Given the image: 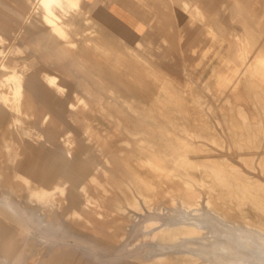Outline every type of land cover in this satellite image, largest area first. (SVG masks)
<instances>
[{
	"label": "rangeland",
	"instance_id": "rangeland-1",
	"mask_svg": "<svg viewBox=\"0 0 264 264\" xmlns=\"http://www.w3.org/2000/svg\"><path fill=\"white\" fill-rule=\"evenodd\" d=\"M151 1L155 6L144 16L151 20L143 37L101 8L93 14L83 0L65 39L35 11L36 0H4L0 92L11 91L2 79L16 67L25 77V98L22 110L0 99V166L7 182L19 164L35 183L52 187L68 180V186L65 193L53 194L45 211L21 178L13 180L16 191L9 199L16 209L0 210V264H6L5 258L8 264H139V259L160 252L151 239L136 241L142 225L151 216L179 220L185 210L168 213L157 204L151 210L143 204L142 210L127 214V235L120 241L113 238L115 226L124 220L113 211V178L140 174L156 184L166 177L165 170L147 161L149 152L138 146L135 130H146L166 149L183 141L170 123L187 122L195 135L188 151L194 161L229 160L264 185V131L246 132L238 113L243 108L252 123L264 118V61L256 59L264 49V0ZM45 73L58 75L63 88L49 85ZM26 99L31 100L29 107ZM214 138L223 147L211 142ZM237 143L244 147H235ZM209 146L211 150L203 149ZM11 154L16 155L15 163ZM0 198L6 202L8 194ZM259 201L246 200L244 216L264 218ZM47 215L51 224L30 220V233L17 227L18 218ZM2 218H17L16 224ZM210 235L220 236L218 231ZM189 240L196 243L190 250L197 252L200 238L166 245V250H187L183 245ZM256 245L259 257L264 243L258 238Z\"/></svg>",
	"mask_w": 264,
	"mask_h": 264
},
{
	"label": "bare ground",
	"instance_id": "bare-ground-1",
	"mask_svg": "<svg viewBox=\"0 0 264 264\" xmlns=\"http://www.w3.org/2000/svg\"><path fill=\"white\" fill-rule=\"evenodd\" d=\"M36 1L37 4L35 11H40L42 20L51 28V30H53V32L58 34L61 38L66 39L69 36L70 29L72 27V23L69 20L72 18L73 12H76L82 8V0ZM4 38L5 37L0 34V39ZM71 43H74V41ZM122 64L124 65V63ZM9 66L10 65L5 62L3 63L4 69H8ZM45 79L49 85L63 88L59 83L58 75L45 74ZM2 81L5 85H8L11 88V92L1 91L0 99L10 104L12 103V105L15 103L17 108L22 110V102L25 98L24 75L21 74L16 67H13L11 71L4 75ZM99 100V103H102L100 98ZM260 106L262 107V111H264V105ZM104 111L107 112L108 110ZM163 113L165 114V112ZM238 113L246 126V132L254 134L259 131H264V118L260 120L259 123H257L258 128H255V124L250 121L249 115L246 111H241L239 109ZM179 114L180 113H178V115ZM180 116L181 114L179 117ZM116 117H114V119ZM47 118H49V114ZM175 119H177V117ZM120 122L122 121L120 120L119 123ZM186 123H177L176 121L170 123L176 130L180 132L181 140L183 141L179 146L174 145L175 141L172 145L171 142L174 140L172 136L171 138L173 140L171 139V145L166 149L164 147V149H162V146L160 147L154 141L156 140L155 138L154 140L150 139L146 130H135L133 134L138 140V146H140L142 150L149 152L148 157L146 156L147 161L152 163L157 169L165 170L166 177L164 179H160L161 181L159 183L155 184L154 181L152 182L145 177L138 176L140 174H132L133 177L127 180L120 177H114L112 180V182L114 181L113 187L117 190V195L113 198V204L115 207L113 211L119 213L121 216L120 220L126 218L127 214L132 210H142L143 204H146L149 210L153 208V205L157 204L158 210L166 209L168 213H176L177 211H180L181 213L182 210L186 211V214L180 215L179 220H175L173 218L170 220H163V218L160 216H151L146 220L141 228L142 233H139V235L136 237V241L151 239L156 242V247H154V250H160V252L147 256L145 259H139L138 263L264 264V249H261V255L259 257L254 253V250L258 249V246L256 245L257 239H261L264 243V218H253L250 215L244 216L245 210L243 207L246 200L260 197V201L257 203V206H259L262 211H264V185L255 181L252 177L246 175L240 168L237 167V165H234V163L232 164V162H228L229 160L222 158L221 160L218 158L220 160L218 163L194 161V158H191L188 151L191 146H193L192 142L195 140V135L194 132L188 128ZM139 126L140 128H143L141 125ZM165 129L168 128L166 127ZM210 140L215 145L221 147L224 145L220 143L217 138ZM12 142L13 141L8 144L9 149L13 148ZM67 145H69L68 142ZM203 146L204 144L201 147ZM235 147L243 148L244 145L237 143L235 144ZM210 148L211 147L209 146L203 149L209 150ZM67 150L68 153L72 155L71 150L68 148ZM124 153L122 151L120 154ZM10 157L12 161L15 162L16 155L11 154ZM246 161L249 162L248 160ZM250 165L252 164L250 163ZM261 165L264 169V162H262ZM99 167H101L100 163L98 164L97 168L99 169ZM196 170L199 173H196ZM112 176L113 175L111 174V177ZM17 177L21 178L25 182L28 190L30 191L31 198L36 197V201H38L43 207H49L52 196L56 191L61 190L63 193H65V190L68 186L66 182V185L58 183L55 187L49 188L35 183L34 180L29 176L18 174ZM6 178L7 177L5 176V173L0 170V183L4 187H8L7 193L11 196L16 191V189L13 185H5ZM168 181H176V184L174 186H169L167 185ZM204 193H206V195ZM234 200H237V202ZM101 205L103 206V204ZM9 206L16 209L15 205L9 198L6 200V202L0 200V210L4 212H10L11 210ZM2 211L1 213L3 214ZM76 212L78 213V216H83L80 210H76ZM5 219L11 220L10 218ZM84 219L93 225L90 218ZM127 219L128 218H126V220ZM122 221L116 226V229L114 230V240L120 241L124 237V234H126L124 230L125 219L124 222ZM18 227L25 230L26 232L28 231V228L26 227H20L19 225ZM212 231H218L220 236L217 237L210 235ZM230 237L234 239V242L230 240ZM191 238H200V240L203 242L200 245L201 248L197 252L190 250V248L196 246V243H194L192 240L184 243L183 246L187 247V250H166V245H169L168 248H171L176 243H179L184 239ZM229 256L234 257L230 258ZM131 257L132 260L135 259L133 255ZM5 262L8 264L9 260L5 258ZM134 263L136 262L134 261Z\"/></svg>",
	"mask_w": 264,
	"mask_h": 264
},
{
	"label": "crops",
	"instance_id": "crops-1",
	"mask_svg": "<svg viewBox=\"0 0 264 264\" xmlns=\"http://www.w3.org/2000/svg\"><path fill=\"white\" fill-rule=\"evenodd\" d=\"M82 2H83V0H82ZM82 2H81V7H82ZM84 3H86L87 7L92 10L93 14H96V8H101L111 18H113L115 20H118L121 24H123L128 30H130L136 36H141V37L145 36L146 33L148 32V30H149L148 22L151 20V18H145L144 16L147 15V14L150 15L151 12H152L151 11V7L153 9L154 6H155L154 3H152L151 0H147V1H144V2H142L141 0H84ZM3 4H4V0H0V34L4 37V27H3L4 6H3ZM142 6L144 7V9L139 11V8L140 7L142 8ZM154 13H156V12H154ZM69 21L72 23V27L71 28H73L74 25H75V22L73 21V18H71ZM256 59L264 61V49H262L256 55ZM45 74H51V73H45ZM24 93H25V82H24ZM25 103H26L25 105H27L29 107L30 104H31V100L30 99H26ZM240 110L243 111L244 109L240 107ZM253 124H255V126L258 125L257 123H253ZM67 154L69 156H72V155H70V153H68V150H67ZM16 160H15V162H16ZM18 167H19V164L18 165L16 164L14 166L13 175L10 177V180L8 182H7V178H6L5 185H9L10 184V185L15 186L13 180H15V178H18L17 175L18 174L26 175L25 173H22L20 171V168H18ZM0 170L3 171L1 166H0ZM26 176H28V175H26ZM29 177L32 178L31 176H29ZM66 182H68V180L56 181L54 186L49 187V188L55 187L58 183L66 185ZM38 184L44 185L42 183H38ZM44 186H46V185H44ZM46 187H48V186H46ZM7 192H8V187H4L0 183V195L5 194ZM8 196L11 197L9 194H8ZM0 200H2V199L0 198ZM82 207L86 208L85 206H82ZM43 209L45 211H49L50 207H43ZM49 215H47L46 218H18L19 220H21V223H18V225L20 227L28 228L27 232L30 233L31 228H32V226L30 225V220H32L34 222H37V223L40 221V222L45 223V224H51V218H49ZM85 218H89V217L86 216ZM2 219L7 221L8 223L10 222L12 224H14V223L16 224V220H17V218H10L11 220H7L5 218H2ZM124 219L126 221V218H124ZM122 222H124V220ZM115 229H116V226H115ZM124 230L126 232V234H124V236H125L128 233V231L126 229V225H124ZM42 239L45 242H47V238L43 237Z\"/></svg>",
	"mask_w": 264,
	"mask_h": 264
}]
</instances>
